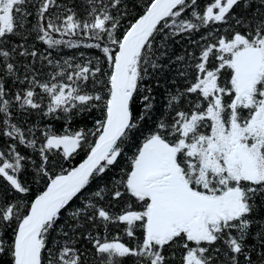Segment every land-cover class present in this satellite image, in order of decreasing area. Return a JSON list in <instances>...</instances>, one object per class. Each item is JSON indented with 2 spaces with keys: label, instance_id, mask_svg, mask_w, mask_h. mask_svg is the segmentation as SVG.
Masks as SVG:
<instances>
[{
  "label": "snow or ice",
  "instance_id": "obj_1",
  "mask_svg": "<svg viewBox=\"0 0 264 264\" xmlns=\"http://www.w3.org/2000/svg\"><path fill=\"white\" fill-rule=\"evenodd\" d=\"M75 7L0 0V254L9 264H264V0ZM33 15L29 33L47 49L97 55L29 47L19 29ZM195 33L196 51L177 55ZM94 113L92 127H72ZM33 184L42 188L30 197Z\"/></svg>",
  "mask_w": 264,
  "mask_h": 264
},
{
  "label": "trees",
  "instance_id": "obj_2",
  "mask_svg": "<svg viewBox=\"0 0 264 264\" xmlns=\"http://www.w3.org/2000/svg\"><path fill=\"white\" fill-rule=\"evenodd\" d=\"M61 3L63 4H67V5H72L73 3H75V10L79 13V14H83L84 12V7L86 6V0H60ZM198 2L201 4V6H203L204 0H198ZM30 12H35L34 8L29 7L28 9ZM237 12H239V9H236ZM25 23V29H19V31L23 32L25 35H28V46L32 47L34 46L35 49L40 52V53H45L47 51H51L53 52V55L55 56L57 54V52L59 53L60 57H63L65 59L70 58V57H76L77 60L80 58V53H84L86 54V56L88 58H92L95 55H97L96 50L94 49H85V48H80V49H68V48H63L61 47L60 49H56V50H49L47 49L46 45H43L41 42L36 41L35 40V32H30L29 30L31 29V26L33 24L36 23L35 20V16H30L28 17L27 21L24 22ZM200 36V33H195L193 34L190 38L186 37L184 40H181L180 43L178 45H173L172 47L175 48L176 54L177 55H181L183 54L184 50H189V51H196L195 45L190 44L188 41L189 40H198ZM13 40H19L20 37H13ZM37 66H39V61L37 62ZM45 71H47V69H45ZM173 71H176V69H174ZM41 79H44L43 76H41ZM163 83V82H162ZM161 99V103H163V99ZM97 114H93V116L88 117V118H84V117H77L74 119L72 127L75 128H81V127H92L94 118ZM20 119H24L23 117H20ZM33 123H52L53 127L56 128L57 131H62L63 130V125L64 122L63 121H41L38 117V115L34 114L33 116H31L29 118ZM132 151H134V149H126L123 158L121 159V167H123L129 156H131ZM81 156H83V153H81ZM79 162V158H77L76 160H74L71 164L66 165L67 167H72L75 166L77 163ZM118 174V170H113V173H111V175H117ZM30 179V177H29ZM96 185H92V187L89 188V190L87 192H85L82 196L79 197V199H77L75 201V203H73L72 208H75L77 206H79L84 199L95 189ZM42 188V185L40 184H33L32 185V193H30V197H33L37 191L39 189ZM72 209H69V211H71ZM65 216L68 215V212L64 213ZM63 221H61L62 223ZM113 234H115V230H113ZM56 234L54 233L53 236H55ZM125 240L127 239L126 237L124 238ZM49 247H52L53 244L49 243L48 245ZM45 255H47V253H45ZM255 259V257H253ZM10 261V257L7 255H3L0 254V264H9ZM45 264H47V261H45Z\"/></svg>",
  "mask_w": 264,
  "mask_h": 264
}]
</instances>
